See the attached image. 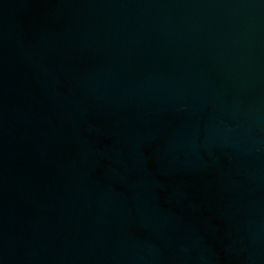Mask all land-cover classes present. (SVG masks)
Here are the masks:
<instances>
[{
    "label": "water",
    "instance_id": "1",
    "mask_svg": "<svg viewBox=\"0 0 264 264\" xmlns=\"http://www.w3.org/2000/svg\"><path fill=\"white\" fill-rule=\"evenodd\" d=\"M0 264H264V0H0Z\"/></svg>",
    "mask_w": 264,
    "mask_h": 264
}]
</instances>
